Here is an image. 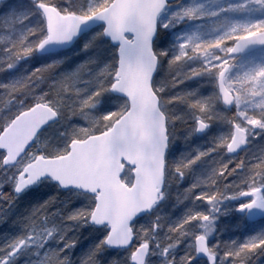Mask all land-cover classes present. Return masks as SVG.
I'll return each mask as SVG.
<instances>
[{
  "label": "trees",
  "instance_id": "16d2710c",
  "mask_svg": "<svg viewBox=\"0 0 264 264\" xmlns=\"http://www.w3.org/2000/svg\"><path fill=\"white\" fill-rule=\"evenodd\" d=\"M55 2L61 8L84 11L101 3H104L106 8L112 0H55ZM35 6L36 0H17L16 12L23 13L25 19L10 28L0 24V84L24 83L37 69L42 70L39 75L30 79L23 89L13 94L14 99L8 98L5 89L0 88V124L16 114L15 111L2 112L4 109L12 108V105H17L21 109L35 102L38 96L46 94V99L59 104L57 111L60 117L59 123L46 130L39 138L38 144L42 150L38 153L50 154L64 149L71 138L70 135L80 129L85 130L87 135L78 136L75 140H83L108 130L125 111H121L119 115L114 112L115 119L104 118L102 115L117 110L125 100L113 97L110 88H104L99 96L94 97L93 104L80 107L85 97L103 88L111 79L109 74L117 66L116 49L103 38L101 29L80 40L68 52L39 57L36 54L37 49H34L29 55L16 59L15 63L8 67L11 61L6 50L11 42L25 36L29 28L44 30L43 18ZM261 15L262 12H259L258 16ZM188 23L184 21L170 33V36L159 29L158 39L154 45V51L166 52V55L159 57L160 66L154 88L160 90L158 95L162 101H168L164 103L162 110L169 117L167 127L171 148L166 160V200L151 215L134 224L136 233L134 240L139 242L141 238L149 239L152 248L158 247L160 256L149 259L148 264H166V261L173 257L174 264H180L181 257L193 254L194 247H190L194 241L192 233L200 234L206 221L197 219L188 222L185 225L186 235L183 237L178 231H170V228L184 222L189 214L204 212L209 219L215 220L213 224L215 241L211 240L210 247L221 258L228 248H236L244 244L248 238L255 237L252 229L258 226L248 224L244 216L235 210L224 211L228 203L239 201V195L228 196L232 188L225 189V184L229 186L236 184L238 185L236 191H240L244 187L241 181L248 175L245 168L236 169L224 179L215 178L214 185L208 181L214 178L213 170L224 163L229 164V169L234 168L241 159L245 164L255 163L264 154V132L256 139H252L247 151L240 156L236 158L227 156L225 147L219 141L231 131L228 117L234 110L227 112L217 103L216 77L209 73H201L184 78V73L200 66L201 63L170 65L172 56L176 54L173 49L174 39L177 40V34L183 30V25H190ZM37 35L39 32L28 36L27 39H34ZM218 54L223 55L219 52ZM250 58L252 57L244 59ZM78 68L76 76L70 81H65L68 91L54 92L56 82L76 72ZM193 80L195 81L192 83ZM184 94H187V100H170L173 96ZM201 98L206 99L211 105L213 115L208 133L198 138L194 133V118L199 113L188 100ZM171 117L177 118L173 120ZM54 128L55 132L51 135L49 131ZM36 147L37 145L29 154L35 152ZM208 149L213 150L208 152ZM198 152H205L206 155L185 169L180 179L175 172V165L186 162ZM27 157L28 154L14 168L4 169L3 154L0 153V255L9 251L10 246L20 239L24 241L18 251L9 257L7 264H57L65 258H67L65 264H130L131 249L122 252L110 251L101 243L107 234L106 229L89 226L85 218H70L92 204L90 196L76 192H61L50 182H43L36 189L18 198L14 196L16 176L27 162ZM193 185L195 187H192ZM210 190L221 192L214 205L196 198L199 193ZM155 225L158 226L156 233ZM40 237L42 240H39ZM261 237H264V234ZM177 239L178 243L175 242ZM69 241L75 243L69 244ZM168 244H173V247L164 255L161 249ZM97 245L100 246L99 249ZM262 257L264 258V254L257 250L248 256L241 253L237 261L238 264L241 259L245 264H259ZM231 259L224 258L223 264H230ZM188 264L206 263L195 260L193 256V260Z\"/></svg>",
  "mask_w": 264,
  "mask_h": 264
},
{
  "label": "snow or ice",
  "instance_id": "6c2138e0",
  "mask_svg": "<svg viewBox=\"0 0 264 264\" xmlns=\"http://www.w3.org/2000/svg\"><path fill=\"white\" fill-rule=\"evenodd\" d=\"M36 4L44 17L45 23L42 26L44 30L35 27L29 28L25 36L11 42L6 50L9 52L8 58L11 61L8 67H11L16 59L29 55L34 49L43 48L53 42L60 43L71 40L78 32L79 26L84 22L90 21L93 17L103 20V33L119 45L117 49L119 59L117 66L109 74L111 79L107 81L103 88L85 97L81 101L80 107L93 104L94 97L99 96L104 88H110L124 94L126 100L123 105L115 111L104 113L102 116L104 118L113 117L114 112L119 115L121 111H128L130 108L134 114H143L149 126V140L145 144V148L150 153H155L156 162L150 184L146 190L138 188L136 192L131 193L133 202L127 211H119L115 206L107 207L104 193H97L95 186L89 185L78 177L68 175L70 162L65 159V155L73 156L75 149L72 145L75 143L76 137L87 135L85 130L80 129V131L70 135L71 138L66 147L60 151L50 154L43 152L28 154L27 162L23 164L22 170L19 172L20 179L19 183L16 184V189L21 190L44 175L50 176L63 186L81 187L82 185L81 188L91 194L93 202L87 209L78 211L70 218H85V222L90 220L95 224L103 225L108 231L101 243L107 242L109 245L131 246L130 259L133 264H145V257L149 252V239L141 238L139 242L134 240L136 233L133 231L134 225L132 221L143 210L150 209L163 195L161 187L165 174L164 152L168 140L167 120L169 117L162 108L164 103L168 101H162L158 95L160 90L153 86L152 77L158 58L166 55V52L154 51L152 37L156 32L160 13L169 7L168 0H155L148 6L150 12L146 17L134 16L126 25L114 23L109 14L100 15L99 10L105 7L104 3L94 5L84 11L58 7L55 0H36ZM249 4L264 10V0H242L239 5L229 4L226 7L214 10L210 15H220ZM16 7L17 0H0V24L10 28L25 19L23 13L16 12ZM201 8L202 5L181 6L171 12V19L176 22L185 18L189 20L202 19L209 13L201 11ZM164 26L167 27V24ZM38 32L39 35L34 39H27L28 36ZM126 33L132 34L131 39ZM250 45L264 46V18L246 22L242 30L237 31L236 28H232L207 40L200 38L199 34L195 32L186 34L180 40L177 52L170 60V65L179 63L182 66L192 58L199 57L202 60L200 66L193 67L184 73V78L201 73L214 75L218 85V98L222 99L225 105H235L236 111L228 117L231 131L228 135L221 137L219 141L229 152L246 144L251 135L260 134L259 132L254 133V129L264 131V62L255 63L240 78H229L233 62ZM217 50L223 55L218 54ZM134 70L138 72L139 82L144 92V98L136 101L130 99L128 89L129 74ZM41 71V69H37L24 83L0 84V88L5 89L8 98L14 99L13 94L23 89L25 84L39 75ZM78 72L79 68L76 72L56 82L54 92L68 91L65 81H70ZM179 75L180 73L178 72L177 76ZM179 82L176 81V83ZM237 85H247V87H244L242 92L236 87ZM257 85L260 87L258 88ZM45 95L38 96L35 102L22 107L12 118L0 124V149L5 150V154H3L5 162L16 160L17 157L23 159L22 154H25L38 129L50 118L58 115L59 104L54 100L46 99ZM255 96H260L261 99L255 102L256 111H249V108L253 107V105L249 104L248 100ZM187 98V94H184L183 96H173L170 100H187ZM188 103L194 109H197L199 113L195 118V129L204 130L207 128L213 115L211 105L204 98L188 100ZM113 118L115 119V117ZM176 118L171 117L173 120ZM212 150L208 149L207 151L211 152ZM204 155H206L205 152H198L196 156L186 162L176 164L175 172L183 176L184 170ZM240 168H245L248 173L244 180L241 181L244 187L240 191H236L238 185L232 184L229 186L225 184V189L232 188V191L228 192V196L246 195L250 197L246 203L238 205L240 210L251 211L255 208L264 211V154L255 163L245 164L244 160L241 159L232 169H229L228 163H224L213 170L212 177L214 178H211L208 182L214 185L216 183L215 178L224 179ZM26 174L27 178L25 179ZM192 187H195V185ZM220 196L221 192L219 190H210L199 193L196 198L204 199L210 205H214ZM197 219L204 222L209 217L204 212L189 214L184 222L170 228V231H178L180 236L183 237L186 235L185 225ZM192 235H194V241L190 247H194L195 251L192 255L185 254L181 257L180 264H188L189 261L193 260L195 253L199 252L207 254L209 264H216L217 254L212 247H209L207 234L192 233ZM175 242L178 243L179 240L177 239ZM23 243V239H20L10 246L9 251L0 255V264H7L9 257L16 253ZM68 243L74 244L75 241H69ZM67 246L68 244L65 245V247ZM99 247L97 245L98 249ZM172 247L173 244L163 247L161 249L162 254L167 255ZM257 250L264 253V237H250L244 244L238 245L236 248H228L223 252L221 259L223 261L224 258L231 257L230 264H238L237 258L241 256V253L248 256ZM66 259L58 261L57 264H65ZM174 260L175 258L173 257V259L167 260L166 264H174ZM239 264H243L242 259Z\"/></svg>",
  "mask_w": 264,
  "mask_h": 264
},
{
  "label": "water",
  "instance_id": "95a60500",
  "mask_svg": "<svg viewBox=\"0 0 264 264\" xmlns=\"http://www.w3.org/2000/svg\"><path fill=\"white\" fill-rule=\"evenodd\" d=\"M153 2H155V0H113L108 8L100 11V15L109 14L112 17L114 23L126 25L127 22L134 16L146 17L150 12V8L148 6ZM38 11L43 16L42 11L39 9ZM163 12L164 10L160 13V15ZM100 27H104V21L99 19L98 17H93L90 21L84 22L79 26L78 32L72 37L71 40L60 43H49L43 48H38L37 54L40 56H47L67 51L71 49L85 35ZM157 34L158 20L156 32L152 37V46L156 41ZM126 35L129 37V39H131V33H126ZM103 36L107 41L111 43L113 47L118 49L119 45L117 42L112 41L111 38L104 33ZM260 49H264V46L250 45L248 49L239 56L248 55ZM117 57L119 59L118 51ZM158 66L159 64L157 62L156 69L153 72L152 83L157 74ZM128 89L130 92V99L136 101L144 98V92L139 82V75L135 70L129 74ZM110 92L116 97L126 99L124 94L116 90L111 89ZM222 104L229 111L234 107V104L225 105L223 101ZM58 121L59 117L57 115L56 117L50 118L44 125H42L41 128L38 129L33 141L30 142V146L26 149L25 154L33 147L38 136L47 127L56 124ZM207 130L208 127L204 130H197L196 133L198 136H202L207 132ZM148 140L149 126L145 116L143 114H134L130 108L107 132L95 136H90L83 141L75 140V143L72 145V147L75 149L73 156L65 155V159L69 160L70 162L68 175L78 177L82 181L87 182L89 185L95 186L97 193H104L105 204L107 207L115 206L119 211H127V209L131 207L133 202L131 193L136 192L138 188L146 190L152 180L154 164L156 162V155L155 153H150L145 148V144L148 142ZM247 143L241 145L234 151H227L228 154L231 156L239 155L247 148ZM168 149L169 139L167 140V145L164 152L165 166ZM0 152L5 154L4 149H0ZM25 154H22L23 157ZM20 160L21 157H17L16 160L8 162H5L3 160L2 165L4 168H10L17 164ZM126 167L132 169L133 183L130 187L122 182V177L124 175ZM24 178H27V174ZM19 179L20 178L18 175L17 183H19ZM45 180L52 181L60 188L61 191L67 192L73 190L91 196V194L87 190L81 188L82 185L81 187L63 186L48 175L40 177L38 180L34 181L32 184L26 185L21 190H17L15 186L14 194L16 196H20L27 190L33 188L34 186ZM164 187L165 174L161 187L162 192L164 191ZM241 198L248 199L250 197L242 195ZM158 202L159 200L150 209L143 210L140 214H138V216L135 217L132 223L134 224L137 220L149 214L152 208ZM239 212L245 213L247 220L253 223L264 219V211H261L259 209L254 208L251 211L239 210ZM89 224L95 227H104L103 225L95 224L90 220ZM105 246L113 250H124L131 248V246L125 247L109 245L107 244V242H105ZM149 252L145 257V264L149 256ZM195 254L197 259L205 260L209 264L207 254L202 252ZM131 264H133L132 261Z\"/></svg>",
  "mask_w": 264,
  "mask_h": 264
},
{
  "label": "rangeland",
  "instance_id": "374dc122",
  "mask_svg": "<svg viewBox=\"0 0 264 264\" xmlns=\"http://www.w3.org/2000/svg\"><path fill=\"white\" fill-rule=\"evenodd\" d=\"M168 1H169L170 5H169L168 9L160 17V20H159L160 29L164 30L166 33H169V36H170V33L174 32L175 29H177L184 21H188L189 22L188 24H190V25H187V24L183 25V27H182L183 30L177 34V40L174 39L173 49H174L175 53L177 52L178 44H179L180 40L186 34H191V33L195 32V33L199 34L200 38L207 40L210 38H214V37L220 35L221 33H224V32H226L232 28H236L237 31L242 30V27L246 22H250L251 20H254V19L264 18V10H261L257 6L250 5V4L245 5L244 7H238L236 9L231 10V11L221 13L220 15H210V13H212L214 10L220 9L222 7H226L229 4L239 5L242 3V0H168ZM191 4L192 5H202V8L200 10L204 11L205 13H209V15H206L202 19H195V20H189V19L185 18L183 20H180L179 22H176L175 20L171 19V12L172 11H175L177 8H179L181 6H187V5H191ZM259 12H262L261 16H258ZM165 24H167V27L164 26ZM217 52H218V50H217ZM261 62H264V52L256 54L250 59L236 60L233 62V66H232L231 72L229 74V78H240V77H242V74L248 68L253 67L255 63H261ZM195 63H202V60L199 57H194L191 60L185 62L184 65H186V64L192 65ZM195 78H197V77H193V79H195ZM194 81L195 80H193L192 83ZM192 83H191V85H192ZM236 87H238L243 92V88L247 87V85H244V86L237 85ZM257 87L259 88L260 86L257 85ZM260 99H261L260 96H255L251 100H248V103L253 105V107L249 108V111H256L255 102H258ZM216 101H217V103H219L221 105L220 99L218 97L216 98ZM221 107L223 108L222 105H221ZM18 110H20V107H18L17 105H12V108L4 109L2 112L8 113L10 111H13V112L15 111V113H17ZM235 111H236V107L234 108V112ZM194 120H195V118H194ZM57 129L58 128H56V130ZM53 132H55V128H54V130L49 131L50 134L51 133L53 134ZM255 132H259L260 134H262L264 131H261L260 129H254V133ZM194 133H195V127H194ZM259 135L253 134L250 136V138H251V140L256 139L257 137H259ZM169 138H170V136H169ZM38 143H39V141L37 142V147L35 149L36 153H38L40 150H42V147L39 146ZM170 148H171V144H170ZM177 175L180 177V179H182V176H180L179 174H177ZM123 181L126 182L128 185H131V183H132L130 171L128 169L125 171ZM165 200H166V198L163 195L161 198V201H160L161 204H163L165 202ZM231 209L232 210L235 209L234 204L228 203L226 205V209L224 211L231 210ZM213 223H214V220L210 218L205 222V224L202 228V231H203L202 234H207L208 240H210L212 238L214 239ZM263 227H264V224L258 225L254 229H252L253 235H255V237H257V238L261 237L263 235ZM209 229H210V231H209ZM157 231H158V226L155 225L154 226V232L156 233ZM39 240H42V237H40ZM262 254H264V253H262ZM159 256H160V254L158 251V247L153 248L151 255H150V259L155 258V257H159ZM216 257H218V254ZM259 262H260L259 264H264V258L263 257L260 258ZM220 264H222V263L220 262Z\"/></svg>",
  "mask_w": 264,
  "mask_h": 264
}]
</instances>
